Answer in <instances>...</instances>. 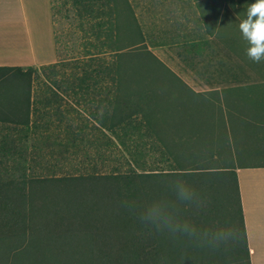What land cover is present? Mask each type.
<instances>
[{
    "label": "trees",
    "instance_id": "1",
    "mask_svg": "<svg viewBox=\"0 0 264 264\" xmlns=\"http://www.w3.org/2000/svg\"><path fill=\"white\" fill-rule=\"evenodd\" d=\"M128 2L73 0L78 14L91 23L92 36L68 61L61 57L56 32L60 59L41 67L71 65L67 77L71 85L54 82L77 104L82 103L84 93L90 96L88 115L79 112L83 120L78 126L98 129L143 172L133 168L129 172L5 178L0 170V264H252L236 170L239 163L216 166L218 162L211 165L208 157L227 151L230 155L235 149L231 136L250 135L262 117L226 118L222 102L192 90L144 44V38L125 36L120 11ZM134 23L138 26L136 19ZM148 63L163 79H173L169 78L168 98L160 97L156 73L152 71L153 79L147 74ZM5 69L22 67H0ZM128 83L139 99L136 108L130 104L131 94L124 93ZM30 100L27 96L17 101L26 117L17 112L5 121L29 126ZM146 158L155 165L147 168ZM163 162L169 163L167 169L161 166ZM176 180L195 189L200 205L219 200L224 209L223 222L217 226L207 213L212 202L199 209L180 206V218L201 229H230V241L197 244L173 238L142 225L125 206L127 201L143 206L155 199L174 200L169 185Z\"/></svg>",
    "mask_w": 264,
    "mask_h": 264
},
{
    "label": "crops",
    "instance_id": "2",
    "mask_svg": "<svg viewBox=\"0 0 264 264\" xmlns=\"http://www.w3.org/2000/svg\"><path fill=\"white\" fill-rule=\"evenodd\" d=\"M128 1L120 11L125 36L144 38L192 90L222 102L226 118L264 117L263 68L249 63L239 30L218 17V0ZM53 11V0H0V67L59 60ZM9 82L0 86L23 85ZM236 170L251 261L264 264V162Z\"/></svg>",
    "mask_w": 264,
    "mask_h": 264
},
{
    "label": "rangeland",
    "instance_id": "3",
    "mask_svg": "<svg viewBox=\"0 0 264 264\" xmlns=\"http://www.w3.org/2000/svg\"><path fill=\"white\" fill-rule=\"evenodd\" d=\"M253 2L254 0H218V17L224 22H229V29L239 30L238 25L245 18L246 9ZM53 4L54 26L60 41L61 57L69 61L82 50V43L88 41L86 37L92 36L89 30L91 23L86 16L78 14L73 0H53ZM248 61L251 65L263 68L259 73L264 78V62L255 63L249 59ZM66 63L68 62L60 64L58 68L0 70L2 84H9L11 80H21L23 83V85L0 86V166H3L0 167L1 175L5 178H36V176L54 177L81 172L108 173L117 169L129 172L133 168L143 172V169L136 167L130 159L124 158L119 149L111 145L98 129L78 126L82 123V118L88 115L86 107L90 106V96L84 93V96H81L82 103L77 104L73 96L56 87L54 81H59L63 87L71 85L67 77L72 69L71 65ZM153 66L148 63L150 71L147 74L150 79H153L151 76L154 71ZM163 77L160 72L156 73L154 83L162 89L160 97L166 99L170 96V81L173 79L169 76L165 79ZM134 91V87L129 83L124 87V93L131 94L132 108L139 105V99ZM27 96L31 97L30 125L5 121L11 120L17 112H23L18 109L17 101L19 98L26 100ZM172 96L173 99L177 98L175 94ZM258 121L261 124H257L250 135L231 136L232 146L235 149L230 150V155L227 151L215 155L213 159L208 157L211 165L218 162L216 166H220L230 161L235 164L264 162V117ZM164 124V128H168L166 122ZM22 133L28 136L24 138L18 136ZM110 135L114 140V135ZM236 141L248 142L238 144ZM3 145L7 148L3 149ZM146 160L147 168L155 165L153 160L149 158ZM168 164L163 162L161 166L167 169ZM210 202L212 201L206 200L204 206L207 207ZM208 209L207 213L213 225L217 226L223 222L224 209L219 200H214ZM225 224L230 228V222Z\"/></svg>",
    "mask_w": 264,
    "mask_h": 264
},
{
    "label": "clouds",
    "instance_id": "4",
    "mask_svg": "<svg viewBox=\"0 0 264 264\" xmlns=\"http://www.w3.org/2000/svg\"><path fill=\"white\" fill-rule=\"evenodd\" d=\"M242 40L246 43V56L255 63L264 62V0H254L246 9L245 18L238 25ZM174 200L155 199L143 206L135 201H127L129 212L139 222L156 232L169 236L184 237L197 244H226L233 237L230 229L198 228L195 224L180 218L181 207L202 208L198 203V193L184 180L173 181L169 185Z\"/></svg>",
    "mask_w": 264,
    "mask_h": 264
}]
</instances>
